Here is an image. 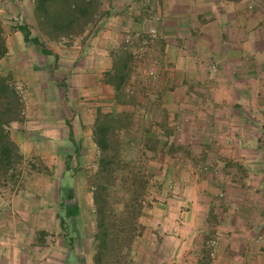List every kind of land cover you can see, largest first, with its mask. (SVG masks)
Here are the masks:
<instances>
[{
  "label": "rangeland",
  "instance_id": "obj_1",
  "mask_svg": "<svg viewBox=\"0 0 264 264\" xmlns=\"http://www.w3.org/2000/svg\"><path fill=\"white\" fill-rule=\"evenodd\" d=\"M222 1L172 0L174 4L178 2L182 6L183 10L179 11L166 7L163 9L160 0H100V13L86 28L85 36L99 37L100 42L96 41L95 47L101 54L103 65L108 63L111 66L113 59L121 52H129L132 55L121 91V98L126 103L117 102L115 91L108 84L112 88L110 90L113 97L109 91L103 90L99 101L103 104L94 105L92 114L96 116L99 110L102 113L120 114L122 117L119 123L122 128L115 131L120 141V157L124 161L134 160L144 174L141 183L143 208L138 218L143 226L142 234L147 226L144 222H150L148 219L156 216L142 214L143 209L148 210L153 205L154 193L160 189V182L164 177L156 168V162H160L161 156L155 152L161 146L172 153L177 149L195 150L191 141L184 142L181 138V123H165L168 114L160 107L161 93L173 89L176 77L174 72L178 66L200 68L207 78L215 76L219 71L220 57L212 47L209 48L208 37H212L211 31L213 32L209 26L214 20L209 7L219 6L223 9ZM244 2V14L247 13V19H264L254 0ZM33 4L34 0H0L3 36L10 48L5 56L0 58V75L10 76V82L17 90L21 103L20 120H16L19 123L12 125L11 122L8 130L10 135L12 133L13 137L18 136L26 146L32 148L31 152H34L27 154L25 150L23 153L24 149L18 146L22 159L15 168L17 181L12 183L8 175L0 179V243L10 241L21 245L28 264H47L45 260H50L49 264H93L91 255L96 226L92 181L101 151L92 140L94 147L88 150L86 164L77 169H66L64 165H60L63 160L72 157V154L67 152H72L73 149L70 141L65 139L68 123L63 122L61 118L70 111V105L66 102V96L70 92L64 89L68 81L63 72L67 59L61 57L62 61L58 63L59 58L53 54L45 55L40 45L24 41L18 25L28 24L32 35L37 36L41 43L53 52L75 47L78 49L82 35L58 39L47 36L38 28ZM117 6L123 7V11L118 10ZM118 11L127 19L124 29L117 26V19L114 18ZM105 12L110 13L105 16ZM230 14L232 11L226 9L224 15L229 17ZM151 27L157 29L155 35L149 34ZM202 34L204 36H201ZM82 49L83 47L80 50ZM249 54L247 65L252 61L250 57L254 53ZM214 62L217 63L216 71L210 72L209 66ZM31 64L36 66L32 70ZM151 64L155 65V77L147 74V68ZM45 65H50L51 68H46ZM202 95L199 94V97L207 98L208 93ZM89 101L92 102L93 99ZM49 118H56L57 121L61 118L62 124H51L47 122ZM147 142L155 147L153 151L145 147ZM58 153L62 154V157L57 156ZM186 157L196 170L208 171L210 164L204 163L203 158L195 160L196 155L192 158L188 154ZM30 163L36 165V169L30 167ZM54 163L57 164L56 167ZM220 189L223 191V188ZM60 194L65 195L66 203V210L61 214L65 222L76 231H70L73 236L71 247L65 238L67 230L61 227L57 216L58 203L62 199ZM119 197L114 195L112 198L117 210L123 208ZM151 223L148 226L155 227L157 224L155 220ZM213 223H217V219L212 216L203 219V225H207L208 230L197 234L198 242L202 240L204 243V250L200 253L206 261L215 260L218 242L223 244V236L217 230L211 229ZM142 234L138 237V245L144 242ZM211 240L216 241L213 247H209ZM196 258L189 252L185 261L194 263Z\"/></svg>",
  "mask_w": 264,
  "mask_h": 264
},
{
  "label": "crops",
  "instance_id": "obj_2",
  "mask_svg": "<svg viewBox=\"0 0 264 264\" xmlns=\"http://www.w3.org/2000/svg\"><path fill=\"white\" fill-rule=\"evenodd\" d=\"M244 1L223 0V9L209 7L214 18L209 26L213 29L209 48L221 60L216 75L207 78L200 68L178 66L173 89L161 93L160 107L168 114L165 123H181V138L191 141L195 150L177 149L172 153L161 146L155 152L161 156L156 168L164 177L154 193L153 205L142 214L156 216L144 222L145 239L133 246L132 264H264V19H247ZM160 2L163 9L183 10L178 2ZM254 4L264 18V0H254ZM226 9L232 11L229 17L224 15ZM117 13V26L124 29L127 19ZM86 33L81 34L78 49L53 52L58 63L61 57L67 59L63 72L68 81L64 89L70 92L66 96L70 111L61 118L68 123L65 139L73 149L67 152L71 158L62 164L59 161L66 169L86 164L88 150L94 147L96 116L92 107L103 104L99 102L103 90L113 97L111 86L103 81L104 71L111 66L102 64L95 47L99 37ZM6 47L10 49L7 42ZM249 52L254 54L247 65ZM34 66L31 64V70ZM205 92L207 98L199 97ZM61 118H49L47 122L61 125ZM17 123L13 121L12 125ZM10 136L23 153H34L18 136ZM186 154L192 158L196 155L195 160L203 158L210 164L208 171L196 170ZM211 216L217 219L211 229L223 236V244L218 242L216 259L206 261L200 253L204 243L198 242L197 234L208 230L203 219ZM154 220L157 228L148 226ZM22 248L10 241L0 243V264H28ZM189 252L197 257L194 263L185 261ZM49 261L45 260L47 264Z\"/></svg>",
  "mask_w": 264,
  "mask_h": 264
},
{
  "label": "trees",
  "instance_id": "obj_3",
  "mask_svg": "<svg viewBox=\"0 0 264 264\" xmlns=\"http://www.w3.org/2000/svg\"><path fill=\"white\" fill-rule=\"evenodd\" d=\"M100 6V0H34L33 11L40 31L53 39H58L85 33L87 26L95 21V17L100 13ZM109 13L104 14L108 16ZM18 29L23 33L24 41L40 45L45 55L53 54L37 36L32 35L28 24H19ZM6 53L7 47L0 20V58ZM131 58V53L121 52L103 75L104 83L113 87L117 102L126 103L121 98V91ZM20 110V96L10 82V76L0 75V179L8 175L12 183L17 181L15 168L22 159V154L10 137L8 127L11 122L20 120ZM121 119L120 114L102 113L98 110L93 125V141L101 151L92 181L96 226L93 234V264H132L133 246L142 234L143 226L138 218L143 208L141 183L144 174L134 160L124 161L120 157L118 147L120 141L115 131L122 128L119 125ZM145 147L150 151L155 149L148 142ZM29 166L36 169V165L32 163ZM114 195L120 196L119 202L123 203L120 210L114 208L112 202ZM60 197L62 199L58 203L57 216L61 227L67 230L65 238L71 247L73 236L70 233L76 231L65 222L61 214L66 210V203L65 195L60 194Z\"/></svg>",
  "mask_w": 264,
  "mask_h": 264
},
{
  "label": "built area",
  "instance_id": "obj_4",
  "mask_svg": "<svg viewBox=\"0 0 264 264\" xmlns=\"http://www.w3.org/2000/svg\"><path fill=\"white\" fill-rule=\"evenodd\" d=\"M157 32V29L154 28V27H151L149 29V34L150 35H155ZM216 62L210 64L209 66V70L210 72H215L216 71ZM147 74L151 77H155L156 76V69H155V65L154 64H151L148 68H147ZM216 243L215 240H211L210 243H209V247H213L214 244Z\"/></svg>",
  "mask_w": 264,
  "mask_h": 264
}]
</instances>
